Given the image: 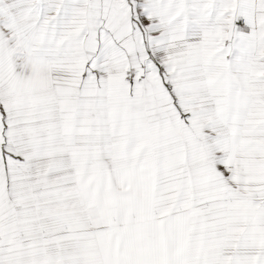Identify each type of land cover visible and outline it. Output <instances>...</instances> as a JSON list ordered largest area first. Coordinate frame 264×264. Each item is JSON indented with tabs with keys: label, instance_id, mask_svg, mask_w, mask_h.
I'll return each mask as SVG.
<instances>
[{
	"label": "snow or ice",
	"instance_id": "snow-or-ice-1",
	"mask_svg": "<svg viewBox=\"0 0 264 264\" xmlns=\"http://www.w3.org/2000/svg\"><path fill=\"white\" fill-rule=\"evenodd\" d=\"M0 264H264V0H0Z\"/></svg>",
	"mask_w": 264,
	"mask_h": 264
}]
</instances>
